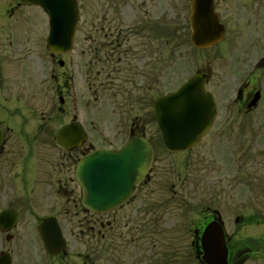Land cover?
Listing matches in <instances>:
<instances>
[{
    "label": "flooded vegetation",
    "instance_id": "obj_1",
    "mask_svg": "<svg viewBox=\"0 0 264 264\" xmlns=\"http://www.w3.org/2000/svg\"><path fill=\"white\" fill-rule=\"evenodd\" d=\"M190 1L182 15L188 30L191 28L188 21ZM132 2L133 6L128 1L124 5L137 17L142 3L136 0ZM225 2L223 0L222 5L221 0H214L215 11L225 29L223 39L217 46L228 48L229 42L239 41L238 60L256 49L258 54L254 61L264 53V0ZM77 5L81 15V1L77 0ZM231 7L236 9L235 14L231 13ZM31 8L38 9L20 0H0V32L5 18H15L14 22L20 25V21H24L21 17H25V12ZM156 9L159 12L157 19L162 22L163 10L159 0L156 1ZM159 22L156 29L162 30L158 28L162 26ZM230 23L241 29L239 40L228 37ZM133 27L124 24L123 29L115 28L116 35L111 34L115 39L107 42L110 46L116 43V47H120L122 32L128 33L125 35L126 41ZM135 28L141 29L140 25ZM260 38L262 45H259ZM6 58L5 47L0 41V65ZM56 60L57 56L53 57V62ZM97 73L100 74L99 71ZM209 81L206 80V85ZM8 85L9 82L4 81L1 75L0 213L9 214L0 217V264H180L184 259V256L180 257L181 238H187L185 250L192 259L191 264H204L200 239L205 228L215 221L224 234L228 264H244L254 256H264V248L254 241L253 235H244L242 231L246 224H251V228L254 224H264V172H260L259 163L264 151H260L258 143V151L247 154L241 151V143L238 145L235 139H228V136H218L215 142H211L213 147L221 149L222 154L219 167L217 159H212L216 167H210L212 169L208 174L215 172L219 175L211 177L210 185L201 183L208 174L202 175L200 169L182 172L177 166L178 159L176 163H171V182L163 181L160 167L153 158L148 173L134 185L133 193L124 203L107 212L88 211L82 205L78 187L76 196L69 185L70 182L74 183L73 179L63 171V168L65 172L68 168L71 171L75 155L83 153L86 147L61 150L60 161L52 168V162L50 164L48 159L52 140L50 115L45 112L39 120L33 121L24 116L19 125V121L14 119L16 108L4 103L3 95L7 93ZM249 85L243 88L242 97L235 105L221 107L218 101L220 109L228 112L225 120L221 121L219 132L253 123L245 119L231 120L234 110L236 116L240 117L243 113L254 112L262 101L263 94L257 87ZM256 95L259 96L257 104L252 106ZM145 122L133 120L129 135L122 143L132 139L133 135H144ZM195 148L183 153L188 154ZM247 159H252L251 168L244 162ZM216 183L221 186L216 188ZM203 190L206 192L203 193ZM182 191L188 194L183 195ZM40 192L46 197L40 196ZM55 194L59 195L57 200L52 198ZM222 207H254L258 210L251 214L236 213L232 219L225 221L220 210ZM197 209L199 212L196 215ZM45 218H54L65 238V249L58 255L48 253L38 235L37 228ZM82 239L90 240V248L81 242ZM250 240L252 242L248 243Z\"/></svg>",
    "mask_w": 264,
    "mask_h": 264
},
{
    "label": "rangeland",
    "instance_id": "obj_2",
    "mask_svg": "<svg viewBox=\"0 0 264 264\" xmlns=\"http://www.w3.org/2000/svg\"><path fill=\"white\" fill-rule=\"evenodd\" d=\"M79 1L82 3L79 32L76 36L74 51L61 56L64 61L63 68L52 62L46 49L47 30L44 15L38 14L37 9L34 8L27 10L25 17H21L24 20L23 26L16 24L15 18H9L7 26L0 32L2 37L0 40L4 44L7 55L2 64L3 76L5 80L9 79L7 81H9L8 95L10 96L4 103L18 110L14 117L16 121L29 115L27 109L23 108L24 105L32 110L35 120L45 112L51 115L52 135L59 124L69 121L71 114L77 113L88 133V142L95 148L118 146L123 140L121 136L125 132L127 134L130 120L134 117L146 121L144 124L146 136L156 142L158 132L152 121L154 119L151 111L152 102L159 95L174 91L196 71L205 67L210 68L212 72L207 88L214 93L217 104L220 101L223 107L226 99H230L233 95L234 85L240 80L242 71L258 54L256 49H252L245 58L238 60L239 41L229 42L228 48L212 51L195 50L190 45L189 31L184 25L182 16L186 12L185 5L188 0H159L163 10L162 22L157 19L159 14L156 9L157 0H136L142 3V10L137 12V17L124 5L128 1L133 6L134 0ZM222 3L223 0H221ZM231 13L235 14L236 9L231 7ZM158 22L162 25L158 28L162 30L156 29ZM124 24L134 26L130 37L124 41L128 33L122 32L123 42L120 43V47H116V43L115 46H110L107 41L115 39L111 36L117 33L114 29H123ZM139 25L141 29L135 28ZM107 34H109L108 37ZM240 36L241 29L234 23H230L228 37L239 40ZM262 44L260 38L259 45ZM57 75L62 77L56 78ZM253 83L263 93L262 101L257 109L252 113H243L240 117L236 116L237 112L234 110L231 117L234 121L245 119L253 123L246 124L242 128L231 127L219 132L221 121L225 120L228 113L221 108L215 130L209 138L192 152L177 156L179 169L182 172L195 168L200 169L202 175L208 174L212 169L210 167H216L212 163L213 158L217 159V167H219L221 149L211 144L218 136H228V139H235L238 145L241 143L243 153L257 152V143L260 149L262 148L264 145V124L262 123L264 121V71L259 73ZM58 90L62 91L60 95L65 101L64 115L58 110L60 107ZM156 147L155 158L160 167L159 172L161 171L163 181L170 183L172 178L170 167L172 161L177 159L176 155H168L166 151ZM48 154L49 162L50 164L52 162L51 165L54 168L55 163L60 161L59 149L52 143ZM246 157L250 158L249 155ZM259 158L260 172H264V157L260 155ZM244 162H247V167L251 168L252 159L244 160ZM56 167L59 168V166ZM63 171L69 178L72 177L70 168L67 172L63 168ZM218 175L219 173L212 172L204 176L201 183L210 185L211 177L216 178ZM69 185L78 196L77 186L71 182ZM214 186L217 188L221 185L216 183ZM204 192L206 191L203 190ZM181 193L188 194L187 191ZM203 193L200 194L203 196ZM41 195L46 197L42 192H40ZM54 197L57 200L59 195L55 194L52 198ZM185 200L187 204L188 197ZM220 210L223 219L227 221L236 213L251 214L258 209L222 207ZM198 212L197 209L196 215ZM255 225L251 228V224H246L242 231L244 235H253L254 241L260 248H264V224ZM81 242L90 248L89 239H82ZM250 242L252 241L248 243ZM179 244L180 257L184 256L180 264H191L192 259L185 250L187 238H181ZM244 264H264V256H254Z\"/></svg>",
    "mask_w": 264,
    "mask_h": 264
},
{
    "label": "water",
    "instance_id": "obj_3",
    "mask_svg": "<svg viewBox=\"0 0 264 264\" xmlns=\"http://www.w3.org/2000/svg\"><path fill=\"white\" fill-rule=\"evenodd\" d=\"M40 5L49 17L47 46L51 52L71 50L77 23L74 0H29ZM212 0H194L192 4L193 43L204 47L218 40L221 26L212 14ZM166 146L183 150L204 135L215 115L213 98L194 77L176 92L160 97L153 106ZM84 136L81 126L70 125L56 136L60 146L79 144ZM151 148L143 139L132 140L120 151L98 150L86 155L76 167L75 176L82 187L83 204L89 209L108 210L123 201L133 182L147 170ZM216 231V232H214ZM221 232L211 229L202 240L209 264H226V246Z\"/></svg>",
    "mask_w": 264,
    "mask_h": 264
}]
</instances>
